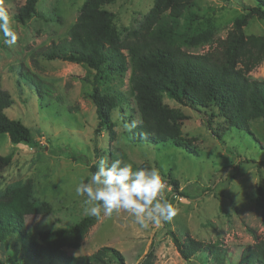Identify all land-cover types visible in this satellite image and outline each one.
Instances as JSON below:
<instances>
[{
	"label": "rangeland",
	"instance_id": "rangeland-1",
	"mask_svg": "<svg viewBox=\"0 0 264 264\" xmlns=\"http://www.w3.org/2000/svg\"><path fill=\"white\" fill-rule=\"evenodd\" d=\"M85 0H39L38 12L45 18H32L19 23L15 11L25 0H0V10L10 19V27L17 42L9 48L0 33V73L3 88L7 89L17 106L7 109L10 118L28 126H38L41 137L36 145H15L8 134H0V155H11L12 163L0 172V197L5 190L34 183L33 199L46 202L52 213L29 223L30 233L39 240V231L67 227L86 216L84 200L75 188L90 180L91 167L101 158L110 164L114 160L131 164L133 170L144 164L160 169L164 189L161 200L173 204L177 215L170 222L141 229L128 212L103 214L89 230L78 249H67L71 256H88L104 246L119 250L126 264H138L151 247L156 264H216L207 253H200L188 262L182 258L170 231L182 240L186 236L217 242L224 254L222 264H240V257L248 245L264 239V217L256 202V190L264 187V121L250 124L251 132L226 129L223 119L211 122L219 138L208 130L206 117L165 97L171 107L180 108L189 118L183 121V136L191 141L194 151L174 146L171 142L153 146L134 145L127 139L119 113L112 138L106 129L97 130L96 106L91 98L95 85L102 92L117 95L121 103L128 102L135 109V92L131 78L133 68L118 75L97 73L86 64L62 60H48L45 53L54 43L68 38V31L79 16ZM200 28L216 27L213 39L199 47L190 48L194 54L212 56L219 43L233 28L243 5L254 0H196ZM154 0H116L106 5L115 14V23L123 37L138 27ZM246 35H264V21L251 19L244 27ZM53 89V95L41 99L30 92L20 76L21 64ZM264 80V59L249 74ZM23 85L20 88L17 81ZM24 89V96L20 90ZM26 90L28 92H26ZM200 110V109H199ZM136 111V110H135ZM202 111V110H200ZM133 120L139 123L138 114ZM225 127V128H224ZM222 129V130H221ZM226 129V130H223ZM84 156L86 160H81ZM171 173V176H168ZM175 179L178 185L170 182ZM26 246L17 235L0 243V264H62L44 261L31 263L26 259ZM12 259L13 262H9ZM113 261V260H112ZM114 264V261L111 262Z\"/></svg>",
	"mask_w": 264,
	"mask_h": 264
},
{
	"label": "trees",
	"instance_id": "trees-1",
	"mask_svg": "<svg viewBox=\"0 0 264 264\" xmlns=\"http://www.w3.org/2000/svg\"><path fill=\"white\" fill-rule=\"evenodd\" d=\"M115 1L85 0L68 31V38L54 43L45 53L48 60L83 63L97 73L105 72L107 76L122 75L129 69L128 59L131 60L135 109L128 102L121 103L117 95L104 93L95 85L90 96L96 106L98 131L106 129L114 138L118 123L116 113L123 122L127 118L133 121V115L137 113L140 119L138 127L131 133H125L135 146L143 143L158 146L171 142L198 155L191 141L182 135L183 121L189 117L182 109L167 104L165 97L200 112L207 119L208 130L218 138L219 134L211 126L217 117L223 119L226 129L247 132H251L252 121L259 118L264 121V80H256L249 75L264 59V35H246L244 32L251 19L264 21V0H254V5H243L232 30L213 50L212 56L194 54L189 50L209 43L217 31L214 26L199 27L196 0H154L138 27L125 37L116 26L115 14L106 8ZM38 2L25 0L16 9L15 19L21 24L35 17L46 20L38 12ZM19 73L31 99L35 96L33 91L42 100L53 95V89L23 63ZM17 85L23 86L19 80ZM19 93L24 96V89ZM24 100L27 102L28 98ZM15 106L16 99L3 88L0 73V134H8L15 145L33 147L41 137V129L10 118L7 109ZM81 160L88 161L84 156ZM11 163V155H0V172ZM141 168L149 169V165L144 164ZM96 170L97 167H91L92 174ZM160 174L165 175L163 171ZM170 182L178 185L175 179H170ZM33 188V180L29 179L23 185L5 190L0 197V243L17 235L26 246V259L31 263L44 260L62 264H111L113 261L114 264H126L124 255L113 247L104 246L91 255L79 257L66 251L81 246L102 212L99 217L86 215L67 227L39 231V240L35 239L30 233V221L50 215L52 208L46 202L33 199ZM256 202L264 217V187L261 185L256 190ZM169 234L184 260L192 262L196 255L207 253L216 264L223 263L224 254L217 242L204 243L190 235L182 240L174 231ZM138 264H156L152 247ZM240 264H264V239H257L244 249Z\"/></svg>",
	"mask_w": 264,
	"mask_h": 264
},
{
	"label": "clouds",
	"instance_id": "clouds-1",
	"mask_svg": "<svg viewBox=\"0 0 264 264\" xmlns=\"http://www.w3.org/2000/svg\"><path fill=\"white\" fill-rule=\"evenodd\" d=\"M0 33L6 46L11 48L16 44L17 35L3 10H0ZM137 127L135 120L123 125L128 133ZM96 167L90 180L87 183L81 181L75 188L77 196L86 197L84 210L87 215L99 217L103 212L111 217L114 212H128L141 229L170 222L177 215L172 203L159 198L165 185L158 169L133 170L131 164L119 159L109 164L104 158L97 161Z\"/></svg>",
	"mask_w": 264,
	"mask_h": 264
}]
</instances>
